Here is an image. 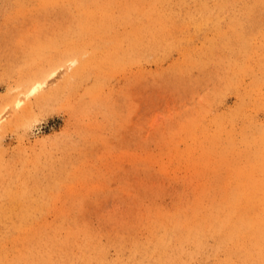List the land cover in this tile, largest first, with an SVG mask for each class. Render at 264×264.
Returning <instances> with one entry per match:
<instances>
[{"label": "rangeland", "instance_id": "rangeland-1", "mask_svg": "<svg viewBox=\"0 0 264 264\" xmlns=\"http://www.w3.org/2000/svg\"><path fill=\"white\" fill-rule=\"evenodd\" d=\"M1 114L0 264H264V0H0Z\"/></svg>", "mask_w": 264, "mask_h": 264}, {"label": "bare ground", "instance_id": "bare-ground-1", "mask_svg": "<svg viewBox=\"0 0 264 264\" xmlns=\"http://www.w3.org/2000/svg\"><path fill=\"white\" fill-rule=\"evenodd\" d=\"M44 84H45L44 81H37V82L33 83L29 87L28 91L25 93V96L36 93L39 89H41L44 86ZM21 102H23L22 97H21V99L20 98L15 99L14 103H13V107H15V108L19 107ZM4 114L0 115V119L4 117ZM215 234H216V230H212L211 232H209L208 230H204V229L200 228L199 232H196L193 234L189 232V233L184 234V236L187 239L198 240L201 242L206 235L214 236ZM240 235H241V233H237L233 238H226V237H222L221 239L218 238L217 242H214L212 244L211 249H212L213 253H215L218 250H222L224 248L230 247L231 242L235 239H238L240 237ZM199 262H200V264H204V257L203 256H201ZM222 263H223V260H219L217 262H214V264H222ZM259 264H262V263H259Z\"/></svg>", "mask_w": 264, "mask_h": 264}, {"label": "clouds", "instance_id": "clouds-1", "mask_svg": "<svg viewBox=\"0 0 264 264\" xmlns=\"http://www.w3.org/2000/svg\"><path fill=\"white\" fill-rule=\"evenodd\" d=\"M35 126H36V122L27 123L23 126V131L25 133H30L34 130Z\"/></svg>", "mask_w": 264, "mask_h": 264}]
</instances>
